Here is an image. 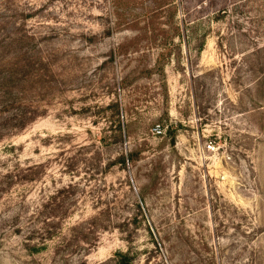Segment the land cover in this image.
Returning a JSON list of instances; mask_svg holds the SVG:
<instances>
[{
    "label": "rangeland",
    "instance_id": "obj_1",
    "mask_svg": "<svg viewBox=\"0 0 264 264\" xmlns=\"http://www.w3.org/2000/svg\"><path fill=\"white\" fill-rule=\"evenodd\" d=\"M0 264H264V0H0Z\"/></svg>",
    "mask_w": 264,
    "mask_h": 264
},
{
    "label": "built area",
    "instance_id": "obj_2",
    "mask_svg": "<svg viewBox=\"0 0 264 264\" xmlns=\"http://www.w3.org/2000/svg\"><path fill=\"white\" fill-rule=\"evenodd\" d=\"M156 133H158V134L161 133L160 128H157V129H156Z\"/></svg>",
    "mask_w": 264,
    "mask_h": 264
}]
</instances>
